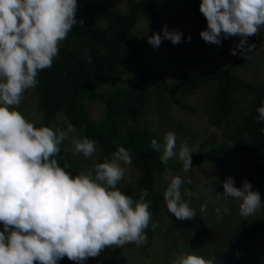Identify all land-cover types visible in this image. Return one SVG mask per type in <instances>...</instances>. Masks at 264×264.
I'll use <instances>...</instances> for the list:
<instances>
[{
    "label": "trees",
    "instance_id": "trees-1",
    "mask_svg": "<svg viewBox=\"0 0 264 264\" xmlns=\"http://www.w3.org/2000/svg\"><path fill=\"white\" fill-rule=\"evenodd\" d=\"M91 1L6 0L0 27V94L8 86V72L24 70L38 47L49 43L57 25H63L58 58L38 65L34 73L42 121L0 114V124L8 135L22 131L32 137L22 154L20 170L12 177H4L0 170V188L5 191L0 233L7 231L12 244L30 252L28 258L13 264H67L64 260L71 252L95 240L112 242L121 232L151 239L170 210V188L174 186L167 176L190 169L202 172L204 167H213L232 172L229 175L234 177L233 164L239 167L240 161H245L254 176V195L264 218V82H250L238 74L249 64L264 29L251 36L227 66L185 72L178 83L169 84L144 61L147 46L134 33L143 19L152 44L174 45L176 29L157 14V0H124L125 12L100 10L98 0ZM251 1L264 9V0ZM190 2L196 18L195 35L206 47H214L219 28L237 24L232 3ZM89 4L95 6L91 14ZM116 79L129 83L115 90ZM199 88H211L207 123L220 138L209 149L175 165L168 160L164 135L145 124L150 95L161 91L181 110L193 114L195 109L184 105L182 98ZM242 97L249 103L235 119ZM91 103H100L106 112L96 124L89 119ZM60 119L77 130L82 140L99 148L92 167L94 178L113 188L117 179L114 161L121 159L137 172L135 182L119 197L88 202L82 211L70 206L69 194L79 191L83 175L71 158L72 147L68 149L65 141L54 135ZM163 176L162 186L159 178ZM183 183L196 195L193 185ZM221 195L220 189L214 190L215 201ZM232 264H264V248L259 259L244 253Z\"/></svg>",
    "mask_w": 264,
    "mask_h": 264
},
{
    "label": "rangeland",
    "instance_id": "rangeland-1",
    "mask_svg": "<svg viewBox=\"0 0 264 264\" xmlns=\"http://www.w3.org/2000/svg\"><path fill=\"white\" fill-rule=\"evenodd\" d=\"M191 1L203 5L208 0ZM223 1L232 3L238 20L233 28L217 30L216 43L212 48L201 44L195 35L196 18L190 0H157V14L176 29L177 38L173 46L152 44L146 22L143 19L138 21L134 33L147 46L142 57L158 70L167 83H178L185 72L193 74L227 66L247 40L264 29L263 8L251 0ZM90 4L89 14L95 10V6ZM98 7L119 12L127 9L124 0H98ZM5 10L6 0H0V27L4 23ZM62 28V24L57 25L49 43L38 47L24 70L8 72V86L0 94V114L16 115L33 123L42 121L37 111L34 73L38 65L58 58ZM249 60L238 74L250 82H264V36L251 52ZM128 83V80L125 83L123 79H116L113 88L118 90ZM211 97V88H199L186 94L182 100L184 105L195 109L191 114L177 107L165 93H151L145 124L164 135L168 160L172 164L177 165L204 152L220 138L219 133L207 123L206 110ZM248 100L241 98L235 119L247 109ZM88 108L92 123L96 124L105 117L106 112L100 103H91ZM56 126L52 127L55 128L54 135L62 138L68 149L72 147L71 158L83 175L79 191L69 194L70 206L82 211L88 202L119 197L135 182L137 172L127 162L115 159L117 179L113 188L102 184L94 178L92 169L99 148L82 140L77 135L79 132L69 128L65 120L60 119ZM31 143L32 137L28 133L18 131L8 135L0 124V170L4 177H12L20 170L22 154ZM233 166L236 170L234 177L229 175L232 172L227 174L213 167H204L202 172L190 169L179 175H168L167 180L174 186L169 187L170 210L151 239L140 240L121 232L112 242L95 240L92 245L71 252L64 261L67 264H232L234 260H241L244 253L259 259L264 248V218L254 195V176L245 161H240L239 167L235 163ZM183 181L194 186L196 195ZM159 182L163 186L161 182H165V176L160 177ZM215 189L223 193L217 201L214 200ZM4 194L0 188V207ZM29 256L27 248L12 244L7 231L0 233V264H13Z\"/></svg>",
    "mask_w": 264,
    "mask_h": 264
}]
</instances>
